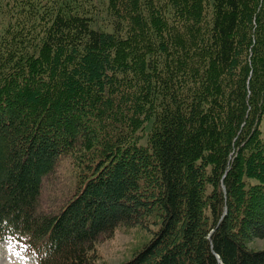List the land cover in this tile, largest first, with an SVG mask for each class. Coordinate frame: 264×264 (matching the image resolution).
I'll return each instance as SVG.
<instances>
[{
	"label": "trees",
	"instance_id": "16d2710c",
	"mask_svg": "<svg viewBox=\"0 0 264 264\" xmlns=\"http://www.w3.org/2000/svg\"><path fill=\"white\" fill-rule=\"evenodd\" d=\"M19 1L0 0L18 20L0 38V241L96 264L100 235L156 214L122 264H264L247 245L264 236V0H109L112 31ZM66 154L83 173L46 213Z\"/></svg>",
	"mask_w": 264,
	"mask_h": 264
},
{
	"label": "rangeland",
	"instance_id": "374dc122",
	"mask_svg": "<svg viewBox=\"0 0 264 264\" xmlns=\"http://www.w3.org/2000/svg\"><path fill=\"white\" fill-rule=\"evenodd\" d=\"M7 1V0H1ZM11 1V0H10ZM44 0H20V7L27 3L33 7V21H36V4L41 5ZM48 1V0H47ZM56 1L58 7L67 6L75 12L86 14L92 19V26L96 29L112 31V15L109 0H49ZM18 3V0H17ZM22 8L21 11H26ZM41 10V7H40ZM30 12V10H28ZM23 17V16H22ZM14 13L11 16H0V38L2 35L10 37V31H16L17 21ZM18 19H21L19 17ZM256 26L253 30L255 31ZM255 35L253 36V41ZM151 122H146L143 134H147ZM261 137L264 141V115L260 124ZM146 142L144 137L141 143ZM76 155L66 154L59 158L53 172L43 180L40 208L46 213H56L74 196L78 180L83 168L77 165ZM160 219L156 214L144 217V222L135 224H121L111 234H102L95 243L96 264H122L142 250L159 229ZM247 245L254 249H264V236H252ZM0 264H35V258L29 254L26 245L16 240L0 242Z\"/></svg>",
	"mask_w": 264,
	"mask_h": 264
}]
</instances>
